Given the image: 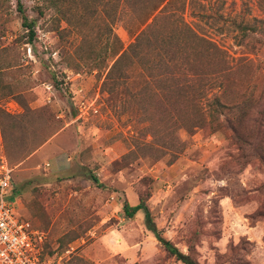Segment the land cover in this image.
Wrapping results in <instances>:
<instances>
[{
	"label": "rangeland",
	"instance_id": "1",
	"mask_svg": "<svg viewBox=\"0 0 264 264\" xmlns=\"http://www.w3.org/2000/svg\"><path fill=\"white\" fill-rule=\"evenodd\" d=\"M5 1L0 45L11 48L0 49L7 113L0 147L15 167L18 216L47 233L44 253L61 264H184L148 228L143 210L124 214V202L136 205L139 190L149 188L162 235L201 264H264V124L259 136L254 123L264 112V0L173 3L213 47L205 53L184 36L182 56L209 69V93L200 100L166 98L168 85L185 78L168 68L165 80L166 73L153 80L142 64L128 67L111 90L113 34L125 47L134 39L131 20H117L116 0H68L70 23L55 9L39 15L43 0ZM20 3L35 21L32 43H24ZM15 56L18 65L9 66ZM94 56L108 66L90 68ZM216 96L227 106L218 120L210 116ZM234 111L249 115L242 130L252 145L224 122Z\"/></svg>",
	"mask_w": 264,
	"mask_h": 264
},
{
	"label": "trees",
	"instance_id": "2",
	"mask_svg": "<svg viewBox=\"0 0 264 264\" xmlns=\"http://www.w3.org/2000/svg\"><path fill=\"white\" fill-rule=\"evenodd\" d=\"M175 1L176 0H116L117 20L120 22H127V20H131V23H127L126 26L131 35L134 36V39L125 47L120 36L116 33H112L115 38L114 51L112 55L114 57V62L110 67L106 77L111 84V90H113L112 85H114L119 78L122 79L127 75L125 72L128 70V67L132 66L133 64H142V67L148 71V77L153 80H161L163 74L166 73L164 77L165 80V78L170 75V73H168L170 72L168 71V68L175 69L173 74L178 72L181 77L185 78V81H179L177 87L168 85V87L165 89L166 91L164 90L163 93L166 98L169 96L172 97L175 94H189L195 99L200 100V97L202 98L203 96L206 97L208 95L209 92H206L205 90V86L207 85L208 79L210 78L208 75V67L205 65H197L193 63L195 61L194 59L188 60L187 56H182V45L183 42L186 41L184 36H188L192 42L204 45L203 52L209 54L213 50L211 41L200 35L189 24L182 22L183 20L179 18V9L176 8L173 10L171 8ZM5 2L0 0V8L6 6ZM41 5L43 6L39 5L37 7L39 15L41 16L45 15V9H55L62 13V17L58 18L60 22L65 21L70 23L75 17L73 11H71L68 0H43V4ZM89 6L90 5L87 4L85 7L89 8ZM18 8L22 14L23 25L28 30V41H25L24 43H32L36 36V29L34 26L35 21H29L21 3L19 4ZM85 17V14L81 12L78 17V21L85 19ZM165 21L170 23L173 27L169 32L162 31L161 26L163 23H165ZM183 24H185L187 28L186 30L183 29ZM105 28L108 30L107 33L111 34V32H113L110 22L106 23ZM65 29L66 28L62 27L61 25L56 28L57 32L61 36L63 35V32L66 31ZM107 33L105 32V34ZM108 36L109 35H106V39L109 38ZM10 48L11 46L0 45V49L3 50H8ZM83 56L90 57L91 55L88 53L87 55L84 54ZM185 60L188 62L187 64L182 63V61ZM12 61V64L9 66L18 65L17 56H15ZM100 64H102L103 67H107L109 63H107L106 59L104 58L100 59L98 56H94L93 63H91L90 68L93 66H99ZM156 67L159 68V71L155 70ZM75 69L78 68L75 67ZM3 72L4 67L2 66V62H0V85ZM201 83H204V85H201ZM1 88L2 87H0V89ZM169 92L171 95H168ZM0 97H2L1 94ZM210 106L213 108V111H210V116H212V118L215 120H218L216 116L223 114V112H225L224 108L227 107L219 100L217 96L214 98V100H212ZM234 108L235 107L230 108V110H233ZM236 111H238V109ZM4 113L5 111L0 105V119ZM233 113V117H227L224 122L230 126L234 133L241 135L245 142H247L249 145H252L253 141L251 139L249 140L245 136L247 132L242 130V126L246 122L249 115L242 112L236 113L235 111ZM254 123L256 133H258L259 136H262L264 112L259 113L258 117L254 119ZM241 137H239V140H242ZM253 137L256 136L254 135ZM259 157L264 160V147L261 148ZM146 178L148 179V177H144L142 181H146L147 183ZM93 179L97 183L99 182L96 175H93ZM138 194L139 202L136 205L130 204V202L127 200L124 202L123 210L125 216L131 218L134 217L138 211L143 210L146 216L148 228L155 233L156 237L169 254L176 256V258L182 261L184 264H201L192 253H185L180 250L175 243L164 237L161 231L158 229L154 214L148 203L152 195V190L149 188H147L146 191L139 190Z\"/></svg>",
	"mask_w": 264,
	"mask_h": 264
},
{
	"label": "built area",
	"instance_id": "3",
	"mask_svg": "<svg viewBox=\"0 0 264 264\" xmlns=\"http://www.w3.org/2000/svg\"><path fill=\"white\" fill-rule=\"evenodd\" d=\"M14 170L0 147V264H61L44 253L47 233L18 216Z\"/></svg>",
	"mask_w": 264,
	"mask_h": 264
}]
</instances>
